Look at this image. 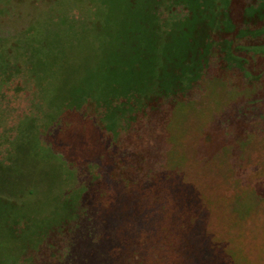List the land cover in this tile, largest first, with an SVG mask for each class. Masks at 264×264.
Returning a JSON list of instances; mask_svg holds the SVG:
<instances>
[{
	"label": "rangeland",
	"instance_id": "obj_1",
	"mask_svg": "<svg viewBox=\"0 0 264 264\" xmlns=\"http://www.w3.org/2000/svg\"><path fill=\"white\" fill-rule=\"evenodd\" d=\"M0 264H264V0H0Z\"/></svg>",
	"mask_w": 264,
	"mask_h": 264
}]
</instances>
